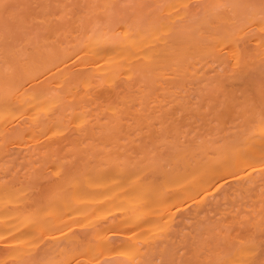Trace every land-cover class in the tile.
<instances>
[{
	"label": "rangeland",
	"instance_id": "1",
	"mask_svg": "<svg viewBox=\"0 0 264 264\" xmlns=\"http://www.w3.org/2000/svg\"><path fill=\"white\" fill-rule=\"evenodd\" d=\"M8 1L30 14L23 32L2 39L8 57L69 48L88 23L115 28L120 44L113 51L136 71L95 87L80 80L69 83L71 94L91 93L85 102L89 109H103L101 122L109 114V102L130 96L132 106L122 115L125 125L99 127L95 142L87 145L81 136L93 119L77 123L66 115L64 123L36 142L20 137L1 154L0 264H264V146L247 140L256 130H247L252 119L264 115V31L255 18L258 8L243 7L260 0ZM206 25L207 58L199 59L186 47L189 35L206 32ZM174 32L182 37L178 44L171 43ZM77 60L70 54L65 61L84 73L92 70ZM153 62H194L204 76L148 96L140 109L135 99L147 76L139 68ZM9 67L0 61V71ZM242 67L249 71L246 75L239 74ZM165 75L164 83L177 77ZM60 76H54L55 85ZM56 107L49 104L45 113ZM169 108L173 115L164 114ZM172 116L190 125L175 129ZM24 123L19 118L10 130ZM260 126L262 122L256 128ZM204 139L207 158L218 173L207 191L191 195L187 188L175 190L153 204L150 221L122 222L131 215L123 210L134 199L131 188L142 180L156 181L160 170H168L177 147ZM51 143L55 151L48 149ZM109 155L117 161L105 163ZM224 156L226 165L221 164ZM256 156L255 166L238 165L241 157ZM10 211L19 220L26 218L23 233L5 224ZM133 212L142 214V207ZM97 236L109 238L111 246L102 248Z\"/></svg>",
	"mask_w": 264,
	"mask_h": 264
},
{
	"label": "bare ground",
	"instance_id": "2",
	"mask_svg": "<svg viewBox=\"0 0 264 264\" xmlns=\"http://www.w3.org/2000/svg\"><path fill=\"white\" fill-rule=\"evenodd\" d=\"M2 2L13 5L8 0H2ZM19 13L23 17L24 22L10 23L6 26L5 13L0 8V61L10 66L7 71H0V76H3V78H0V156L4 152L9 151L7 149L11 144L18 143L20 137L25 138L27 136L28 141H35L42 137L47 130L58 128L60 124L64 123L66 115L77 121V123L86 122L90 118L93 119L92 121L94 122L85 127L84 133L81 136L89 141L87 145L95 142L96 130L99 127L110 126L109 128H113L125 125L126 122H123L122 115L128 114L132 106L133 99L130 96L122 95L119 101L109 102L107 104L109 114H105V120L101 122L100 115L103 113V109L94 108L93 106V108L89 109L85 102L86 95L90 97L91 93L89 95L88 93L74 95L71 94L69 88V83L76 82L77 80L95 87L100 85L104 80L112 79L122 73H126L128 76H132L131 74L135 73L136 69H133L134 65L120 62L113 51L120 44L115 28L111 26L98 29L95 28V25L86 23L81 28L80 36L70 44L69 48L64 47L61 50L58 49L55 52L52 51L38 56H15V54H12L8 57V54L2 49L5 45H3L2 41V39L6 38L5 34L14 31L23 32L29 24L30 14L26 12ZM204 28L206 32H196L189 35L190 46L186 47L189 53H193L199 59L202 57L207 58V25ZM170 30H173L171 26ZM181 38L178 32H174L171 43L178 44ZM8 46L15 47L14 44ZM70 54L77 56V64L82 65L86 63L92 67V70L87 74L79 69H75V63L65 61L66 57ZM139 69L141 70V75L147 76L146 80L142 81L143 88L139 96L135 99L138 105H140V109L144 108V102L148 96L155 95L158 91H162V93L171 92L174 88H182L186 83H191L204 76V73L198 74L199 67L194 62L172 65L153 62L144 64ZM201 69L205 71L207 67L204 66ZM166 71L168 74H172L173 78L177 76L176 79L164 83L167 76L165 75ZM248 72L245 67L239 70V74L241 75H246ZM56 75H61L58 80L60 82L59 85H55L53 81ZM204 81L207 82V79ZM214 81L217 80L215 79ZM49 104H57V107L52 113L46 114L45 112ZM89 104H92V101ZM176 104L178 105V103ZM164 114L173 115L174 112L169 108L164 109ZM19 118L25 119V123L21 126L18 125L16 129L10 130L12 123ZM252 122L253 124L247 130H256L252 132L250 139L247 138V140L250 144L264 146V115H256L252 119ZM260 122H262V126L256 128ZM189 125L190 123L184 120L177 119L176 122L172 116L171 127L178 129ZM9 131L11 132L8 133ZM54 144L57 146V143ZM42 145L44 146L45 144ZM47 146L48 149L53 147L52 143ZM52 149L54 150V148ZM44 151L43 153L38 151L37 154L42 156V154H46ZM56 152L58 153V151ZM57 153L54 152L53 155ZM46 155L48 156V154ZM239 155L243 157L246 154L243 151ZM110 156L103 161L110 164L115 163L117 158H111ZM114 156L116 155L114 154ZM49 157L51 156L49 155ZM242 157L238 161L239 166H255L260 159V156L252 158ZM221 164H227L226 156L223 157ZM211 165L212 161L207 158L206 139L197 145L190 143L180 148L177 147L169 157L168 170H160L156 181L145 183L142 180L131 188L135 193L134 199L131 201V205H123V210L126 214L131 215L124 217L122 222H130L132 225H137L139 222L150 221L152 219L151 210L153 204L175 190L187 188L191 195L207 191V186L211 185L218 174ZM154 182L161 188L156 187L153 189L151 185H155ZM148 186H151L149 191L152 189V192L146 193L145 189ZM122 202H127V199H123ZM138 207H142V214L133 212ZM13 211L15 212V210ZM13 211H10L7 215L5 224L9 230L14 229L13 231L16 233H23L24 226L22 224L26 218L19 220L15 217ZM65 219L67 220L66 217ZM261 232L263 235V231ZM97 239L102 248L111 246L112 242H108L110 241L109 238L104 239L101 236H97ZM151 248L155 249L156 244H153Z\"/></svg>",
	"mask_w": 264,
	"mask_h": 264
},
{
	"label": "snow or ice",
	"instance_id": "3",
	"mask_svg": "<svg viewBox=\"0 0 264 264\" xmlns=\"http://www.w3.org/2000/svg\"><path fill=\"white\" fill-rule=\"evenodd\" d=\"M20 5H11L8 3H4L2 2V0H0V8H2L4 10L5 16V24L6 26H8L10 23H23V17L20 15L19 13V9H20ZM111 7L115 8V5H112ZM120 7H131L130 5H121ZM216 7L218 8H227L229 7L228 5H217ZM243 7L245 8H252V9H256L258 8V13L257 16L255 17L256 19H258V22L261 26V30L264 31V0H260L259 5H255V4H250V5H244ZM261 89L262 91H264V80H262L261 82Z\"/></svg>",
	"mask_w": 264,
	"mask_h": 264
}]
</instances>
